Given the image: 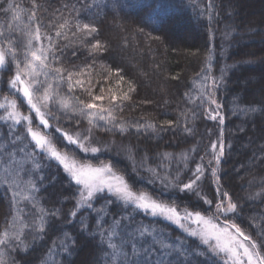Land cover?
<instances>
[{"label": "trees", "instance_id": "obj_1", "mask_svg": "<svg viewBox=\"0 0 264 264\" xmlns=\"http://www.w3.org/2000/svg\"><path fill=\"white\" fill-rule=\"evenodd\" d=\"M226 2L0 0V50L16 54L14 59L11 53L6 57L0 71V102L6 96L16 100L20 113L33 119V127L43 129L20 92L13 89L9 94V82L17 65L23 69L31 60L32 51L50 50L49 57H60L50 62L67 70L65 78L60 87L47 80L53 84L49 101L42 99L47 83L34 99L49 120L47 131L70 150V161L74 153L79 164L108 165L134 191L179 210L207 215L218 198L229 199L237 205L232 225L264 254V91L256 96L252 88L234 84L260 71L241 63L255 64L264 49L251 52L255 43L238 40L256 38L264 23L245 22L239 11L231 14L233 28L225 43L222 33L230 22ZM245 29L250 33L244 34ZM67 72H73L71 90ZM45 80L43 75L35 77ZM35 81L33 88L38 86ZM212 84L218 121L206 115ZM88 103L97 107L88 109ZM57 127L89 150L68 144ZM9 141V128L0 123V264H123L122 257L112 255L103 233L114 218L121 220L132 209L106 192L89 201L91 207H77L80 187L57 162L35 153L29 158ZM213 144L222 145L221 155H214ZM92 147L98 151L92 153ZM126 147L134 167L119 154ZM252 159L255 165L247 170L244 166ZM197 166L202 169L198 186L181 191ZM255 187L257 200H248L246 194ZM132 214L134 219H123V226L143 224L194 251L197 245L203 248L195 257H174L177 264H226L169 223L143 212Z\"/></svg>", "mask_w": 264, "mask_h": 264}, {"label": "snow or ice", "instance_id": "obj_2", "mask_svg": "<svg viewBox=\"0 0 264 264\" xmlns=\"http://www.w3.org/2000/svg\"><path fill=\"white\" fill-rule=\"evenodd\" d=\"M85 27L87 28L88 25H85ZM91 31L94 32L96 29L92 28ZM36 39H40L39 35H37ZM93 47L94 49H98L100 45L97 44ZM48 51L50 50L37 49L32 51L31 60L26 63L23 69L18 64L16 75L9 82V94H13V89L23 93V97L26 99L30 111L35 112L36 118L43 125V129L33 127V119L28 115H22L18 110L16 100H9L7 96L3 102H0V109H3V114H0V123H3L9 128V142L19 147L29 158L35 153L36 155L55 161L63 167L71 181H74L77 186H80V201H78L77 207H80L82 204L91 207L88 202L106 190L117 201L122 202L125 209H132V212H129L121 220H115L114 218L113 225L103 233L107 237L108 248L113 249L112 255L114 257L118 259L122 257L123 264H177V259H174V257H187L189 254L195 257L204 251L199 245L196 246V250L194 251L188 248L183 241L173 242L156 228H149L143 224L137 225L134 229L123 226V219L132 221L134 219L133 212H143L152 217H162L166 221L177 225L189 237L197 238L200 245L207 246V250L213 255L219 256L223 254L226 260L230 259L231 264H245V261L246 264H264V254L256 250L257 244L251 242L250 237L236 225H231V228L234 229V232H232L229 227H219L216 223L212 222L213 218H206L199 211L193 212L187 209L180 211L174 204L164 203L147 192H136L129 183L125 182L123 175H118L108 165L93 167L88 164H79L75 159L74 153V158L70 161L69 155L67 154L70 150L66 145H59L55 135L47 131L50 128L49 120L38 106L40 101L34 99L35 94L40 91V87H43L47 83L48 79L56 81L55 86L60 87L65 78L64 73L67 70L61 67H55L50 62L58 61L60 57L55 55L49 57L47 54ZM10 53L14 59L16 54L11 49L0 50V67L5 65L6 57ZM61 55H63L62 51ZM22 73L31 79L28 81L23 80ZM52 73H55V75H52ZM41 75L46 80L35 81V77ZM72 75L73 72H67L70 90L74 87ZM34 81L38 85L35 88L32 87ZM76 84L83 86L82 81H76ZM52 89L53 84L47 83V88L42 97L44 101L50 100ZM93 98L97 100L103 99L101 96H94ZM125 98H128L127 93H125ZM116 99L117 97L113 95L112 100L115 101ZM63 103L67 107V103ZM86 107L93 109L97 106L93 103H88ZM80 111L81 115H88L83 110ZM93 115L97 116L100 120L106 119L103 115ZM212 118L215 119V115ZM221 122L223 121L221 120ZM89 123H92L91 118L89 119ZM148 127H152V125ZM56 132H61L64 140L68 144L77 145L83 151L89 150L83 143H78V139H74L72 135L63 133L61 128L57 127ZM29 137L30 140L28 139ZM17 142L19 143L17 144ZM61 147H63V151ZM212 147L215 149L216 145L214 144ZM5 151H8L7 146L5 147ZM90 151L96 153L98 149L92 147ZM222 151L223 148L221 145ZM33 163L37 165V168L40 167L39 162L33 161ZM201 172L202 169L197 166L193 173V179L184 184L181 191H193L198 186L197 182L200 180ZM224 196L227 197V194L225 193ZM222 205L223 199L221 204L217 205V212L224 215L234 213L237 208V205L231 201L228 202L227 207H223ZM72 215H76V213L74 212ZM192 224L197 225V227H190ZM117 237H119V243L116 242ZM244 241H249L251 247H248ZM3 242L0 241V243ZM129 248L131 249L130 253L128 251Z\"/></svg>", "mask_w": 264, "mask_h": 264}, {"label": "rangeland", "instance_id": "obj_3", "mask_svg": "<svg viewBox=\"0 0 264 264\" xmlns=\"http://www.w3.org/2000/svg\"><path fill=\"white\" fill-rule=\"evenodd\" d=\"M238 11L241 13L240 14L241 18L246 19L245 22L252 23V22L258 21V22H263L264 23V0H227L226 5H225V13L228 14V17L230 19V22H228L224 26V31L222 33V39L225 41V43L228 42L229 34L232 32L231 31L232 28H233L232 27L233 26L232 19H233V17L235 15H237V12ZM231 14H233L234 16L231 17ZM227 32H228V34H227ZM258 32L259 33H258V36L256 38L255 37H249L247 39H239L238 40V44H242L244 42L245 43L246 42H253V43H255L257 46H256V48H250L251 49V52H253V50L259 49V48L260 49H264V26H262V27L260 26L258 28ZM243 33L244 34H249L250 33V30L245 29V30H243ZM184 35H187V31L184 32ZM251 60H253V58H251ZM262 61H264V55L259 56V57L257 56L256 57V63L255 64L253 63V61H251V62L247 61V62L241 63V64H245L247 66H249V65L250 66H255V68L258 69V70H260V71H259L258 74L254 75V76H248V77L242 79L241 81H239L238 83H234V84L241 85L242 88H249V87L252 88L253 89V92L255 93L256 96H258L260 92H263L264 91V63H262ZM4 67H5V65L3 67H0V71ZM215 91H216V88L213 85L211 87V89H210V95H209V98H208V105H207V109H206V111H207L206 112V115H207L208 118H210V120L218 121L219 120V116H218V113L219 112H218L217 94H216ZM20 94L23 96V93L22 92H20ZM26 103H27V101H26ZM38 106L39 107L41 106L40 103L38 104ZM41 111H42V109H41ZM213 115H215V117H216L215 119L212 118ZM246 147H247V145L244 144V145H242L241 148L243 150ZM126 149H128V147L124 148V150H121L122 152L120 151V153L119 152L118 153L121 154V157L123 159L128 160V162H129L130 157H128L126 155L127 154ZM212 151H213L214 155H215V153H216V155H218L219 153L221 155V147L219 145H216V148L215 149H213V147H212ZM128 152H129V149H128ZM119 154H117V155H119ZM252 161L250 162V164H248V163L245 164L244 167L247 170L248 169L250 170V168L255 165L254 164V159H252ZM131 163H132V161H131ZM131 166L134 167V164L132 163ZM93 167H101V165H99V166H93ZM256 184H257L256 181L255 182H251V185H256ZM259 187H255V188L251 189L250 191H248V193L246 194V197H247L248 200H257L258 197L256 196L255 193H256V191H258L257 188H259ZM105 192L107 193L106 190H105ZM228 202H229V199L223 200V205L222 206L223 207H227ZM220 204H221V200L218 198L217 201H216V203L213 205V209H212L211 213L210 214H207V215H203V214H201V215L205 216L206 218H213L212 219V222L213 223H216L219 227H229L230 231L234 232V229L231 228L232 222L230 220V216L233 213H228L227 215H224V214H221V213L217 212V205H220ZM180 211H183V210H180ZM158 218L161 219V220H163V221H165V222H167V223H169L173 227H175L178 230H180L184 235L188 236L177 225L172 224L171 222L166 221L162 217H158ZM226 219L230 220L231 223L228 222ZM190 227L196 228L197 225L192 224V225H190ZM193 239H196L199 242V240L197 238H193ZM250 240H251V242H254V241H252V239H250ZM244 243L248 247H251L249 241H244ZM256 250L259 251L258 250V247H257ZM218 257L221 258V259H223L226 264H231V260L230 259L226 260V258L223 256V254L219 255ZM245 264H246V261H245Z\"/></svg>", "mask_w": 264, "mask_h": 264}]
</instances>
